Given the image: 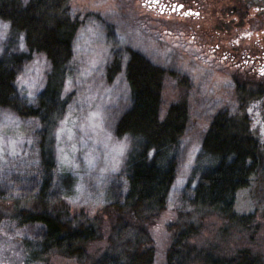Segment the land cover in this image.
Segmentation results:
<instances>
[{
	"label": "trees",
	"instance_id": "trees-1",
	"mask_svg": "<svg viewBox=\"0 0 264 264\" xmlns=\"http://www.w3.org/2000/svg\"><path fill=\"white\" fill-rule=\"evenodd\" d=\"M73 19L68 0H0V113L40 127V172L28 182L32 191L11 203H4L6 196L0 195V204L7 208L4 211L0 205V225L6 220L31 237L0 236V245L19 248L14 264H49L56 258L73 264H158L155 235L160 223L168 227L164 228L168 238L161 264H264L253 253V245L225 252L216 245L213 229L225 245L237 242L242 233L258 231L251 217L238 216L233 210L236 194L264 172L263 145L246 113L248 99L257 97L255 91L234 88L237 110L219 112L210 119L197 152L215 161L188 176L185 187L189 189L181 198L187 208L185 218L179 221L178 212L173 211L171 224L169 198L187 134L188 107L176 102L163 109L166 72L128 47L122 49L123 57L113 50L112 72L107 73L120 72L127 87V108L115 122L114 135L136 142L122 168L125 194L119 201L107 200L89 217L72 210L68 196L54 199L50 130L65 102L57 106L52 94L60 98L73 58ZM17 37L22 43L20 53H6L4 42L12 44ZM37 56L47 62L48 73L43 91L29 105L18 98L16 81L21 67ZM260 218L264 221V206ZM248 242L253 244V239ZM99 243L103 248L95 253ZM0 261L11 264L1 250Z\"/></svg>",
	"mask_w": 264,
	"mask_h": 264
},
{
	"label": "rangeland",
	"instance_id": "rangeland-1",
	"mask_svg": "<svg viewBox=\"0 0 264 264\" xmlns=\"http://www.w3.org/2000/svg\"><path fill=\"white\" fill-rule=\"evenodd\" d=\"M68 9L73 13L71 23L76 24L73 58L61 85L60 98L52 94L57 106L61 101L65 102L64 110L50 130L55 164L52 185L54 199L68 196L72 210L89 217L95 215L107 200L119 201L125 194L122 168L130 152L135 149L136 142L114 135L115 122L127 108V87L120 72L109 76L107 73L112 72L110 63L113 50H118L123 57L122 49L128 47L141 52L166 72L162 83V108L176 102H183L188 107L187 134L179 151L181 161L168 206L171 224L173 211L178 212L179 221L183 220L187 208L181 198L184 190L189 189V186L185 187L186 179L192 172H200L215 161L210 156H199L197 152L207 124L216 113H234L237 110L234 88L250 82L252 77L226 66V59L219 53L213 58L216 65L212 69L192 63L194 60L191 56L195 54L191 52L196 48L200 50L196 54L202 57H208L207 52L187 38L182 44L172 43L174 34H177L174 33L175 27L171 23L160 25L146 16L136 0H68ZM197 32L196 37L204 41V28L200 27ZM4 46L8 54H17L22 50L20 37L12 44L4 42ZM47 73V62L40 56L22 66L16 81L18 98L34 105L43 91ZM261 82L258 79V88L251 91H256L258 97H254L246 113L263 145L264 155V85ZM39 133V124L34 121L15 119L0 113V195L6 196L4 203H11V200L29 195L32 191L28 182L40 172ZM4 203L0 205L5 211ZM263 206L264 172L236 194L233 208L238 216L253 219L257 233H242L237 242L233 240L225 245L223 240L219 241L220 237L213 227L214 237L218 241L216 245L231 253L236 248L248 249L253 245V253L264 260V221L260 218ZM160 225L162 227L156 229L155 235L158 264H161L168 238L164 229L168 227ZM1 230L7 234L3 235ZM0 236L31 239L6 220L1 222ZM249 239H253V244L248 242ZM5 246L0 245L3 255L10 258L11 264L17 263L15 249L19 248L15 245ZM102 248L103 243H99L93 249L96 253ZM0 264L3 263L0 261ZM49 264L73 263L56 258Z\"/></svg>",
	"mask_w": 264,
	"mask_h": 264
},
{
	"label": "flooded vegetation",
	"instance_id": "flooded-vegetation-1",
	"mask_svg": "<svg viewBox=\"0 0 264 264\" xmlns=\"http://www.w3.org/2000/svg\"><path fill=\"white\" fill-rule=\"evenodd\" d=\"M144 14L160 25L175 27L172 43L200 45L208 57L192 51V63L212 69L217 53L226 59L225 65L250 75L253 82L238 84L253 91L264 85V0H136ZM204 28V41L196 37ZM206 41V42H205ZM244 42L250 43L244 45ZM222 63V62H221ZM220 63V64H221ZM224 66V64H221ZM225 67V66H224ZM255 79V81L253 80ZM250 83V84H249ZM256 93V91H255ZM257 95V94H256ZM260 95V94H259ZM262 96V94H261ZM230 97V96H229ZM258 97V96H257ZM253 100V99H252ZM238 102V100H237ZM247 102H252L248 99Z\"/></svg>",
	"mask_w": 264,
	"mask_h": 264
}]
</instances>
